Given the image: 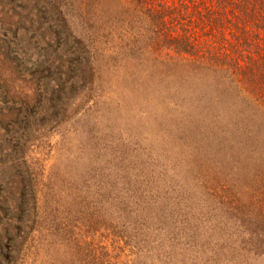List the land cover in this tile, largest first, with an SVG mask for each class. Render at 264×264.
Here are the masks:
<instances>
[{"label":"trees","instance_id":"trees-1","mask_svg":"<svg viewBox=\"0 0 264 264\" xmlns=\"http://www.w3.org/2000/svg\"><path fill=\"white\" fill-rule=\"evenodd\" d=\"M40 1L48 2H45L49 8L47 16L56 31L55 37L70 51L74 83L80 81L88 89L97 85L92 90L103 102L111 100L112 94L123 98L122 85L125 91H141L147 103L158 97V119L154 120L158 122V143H173L177 152L173 166L171 160L163 159L169 164L164 170L170 176L162 174L158 196L162 206L157 211L151 201L138 204L142 193L117 194L114 186V203L120 212L124 208L131 213L136 210L141 215L143 232L152 235L159 232L163 237L155 238L163 242L170 238V229L182 225L180 220L174 227L170 220L185 219L179 206L187 207L191 196L185 188L189 189L191 183L197 192L198 185L207 180L219 185V179L225 177L235 185L236 176H241L242 181L246 176L254 188L248 189L252 195L240 192L232 198L216 196L228 200L227 211L240 215L235 217L236 221L227 219L231 226L221 230L229 244H235L234 238L245 233L258 237L264 232V207L258 202L264 200V0H38L37 3ZM71 86L77 88L75 84ZM89 94L82 95L86 103L93 101V94ZM78 98L74 92L66 101L73 105ZM17 106L22 109L18 118L11 119L9 115L12 131L24 122L29 127L32 121L31 114L23 109L27 104L20 102ZM142 110L140 105L136 118H141ZM128 158L127 155V161ZM126 159L114 157L119 160L116 168L121 170L120 164ZM17 166L11 181L0 172V189L8 188L0 196V217L10 210L23 216L18 221L0 219V224L6 227L4 232L10 231L1 241L4 245L0 264H37L31 262H37L36 253L28 246V240L40 219L38 194L42 176L23 162L19 161ZM142 182L148 181L143 178ZM149 208L148 218L145 214ZM244 219L255 222L250 224ZM4 221L10 224L5 225ZM22 227L26 228L21 235ZM171 242L167 240V244Z\"/></svg>","mask_w":264,"mask_h":264},{"label":"rangeland","instance_id":"rangeland-1","mask_svg":"<svg viewBox=\"0 0 264 264\" xmlns=\"http://www.w3.org/2000/svg\"><path fill=\"white\" fill-rule=\"evenodd\" d=\"M37 1L0 0V172L11 181L20 161L42 176L38 194L40 219L28 240L37 262H31L264 264V232L258 237L245 233L234 238L235 244H229L221 230L231 226L227 219L240 215L227 211L228 200L216 196L232 198L240 192L252 195L248 190L254 189L250 177L245 176L242 181L241 176H236L235 185L225 177L219 179V185L207 180L198 185L197 192L193 183L190 190L186 187L191 198L187 207L179 206L185 219L170 220L174 227L182 221V225L170 229V244L167 240L158 241V237H163L159 232L144 233L136 210L131 213L124 208L120 212L114 203V186L117 194L142 193L138 204L151 201L157 211L162 206L158 201L162 174L170 176L164 170L169 164L163 159L171 160L173 166L177 152L173 143H158V122L154 121L158 119V97L147 103L141 91H125L122 85L123 98L112 94L111 100L103 102L92 90L97 85L88 89L80 81L74 83V62L70 51L55 37L47 16L48 2ZM72 84L77 88L73 89ZM74 92L79 98L72 105L66 99ZM88 93L94 98L86 103L82 95ZM20 102L27 104L23 109L31 114L32 121L29 127L24 122L12 131L9 123L20 115ZM140 105L144 111L138 119ZM114 157L126 159L120 164L121 170L116 168L119 160ZM184 175L186 180L187 174ZM143 178L148 181L146 184ZM182 188L177 193L178 200ZM7 190L0 189V196ZM132 201L136 202L133 198ZM258 202L264 207V200ZM145 216H151L150 208ZM22 218L11 210L0 217L17 221ZM26 227L21 228V235ZM5 228L0 224V257L1 241L10 232H4Z\"/></svg>","mask_w":264,"mask_h":264}]
</instances>
